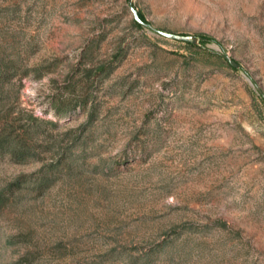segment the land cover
<instances>
[{"label": "rangeland", "instance_id": "obj_1", "mask_svg": "<svg viewBox=\"0 0 264 264\" xmlns=\"http://www.w3.org/2000/svg\"><path fill=\"white\" fill-rule=\"evenodd\" d=\"M127 2L0 0V264H264V0Z\"/></svg>", "mask_w": 264, "mask_h": 264}, {"label": "trees", "instance_id": "obj_2", "mask_svg": "<svg viewBox=\"0 0 264 264\" xmlns=\"http://www.w3.org/2000/svg\"><path fill=\"white\" fill-rule=\"evenodd\" d=\"M139 17L145 23L146 26H149L140 14ZM133 21V24L136 25V27H140V25L136 23L135 20ZM208 40L209 39L205 38V41L200 42L198 46H201L204 42H207ZM186 45L190 46L189 44ZM228 66L231 67L229 64ZM17 69L18 65L16 63H12L9 65L7 63H0V81H3L7 74L16 73ZM36 120L37 119H32L31 122L35 123ZM25 132H27V130H24V133L22 135H18L16 139L15 137H12V131L7 128H2L0 130V151L9 154V156H11L13 159L19 161H24L34 156L33 153H31L29 146L23 140V137H25Z\"/></svg>", "mask_w": 264, "mask_h": 264}, {"label": "water", "instance_id": "obj_3", "mask_svg": "<svg viewBox=\"0 0 264 264\" xmlns=\"http://www.w3.org/2000/svg\"><path fill=\"white\" fill-rule=\"evenodd\" d=\"M132 1L133 0H128L127 5L133 15L135 22L138 23L139 25L146 26L145 23L140 19L138 12L134 9ZM152 30L156 33V35L162 38H165L167 40L185 43V44H189L193 46H198L200 42L205 41V38L198 37V36L172 34V33L164 32V31L156 30V29H152ZM223 58L233 69H236V70L240 69V65L236 63L234 60H232L230 57L223 56ZM257 91L259 92V94L261 95L264 101V94L261 93L259 89H257Z\"/></svg>", "mask_w": 264, "mask_h": 264}]
</instances>
